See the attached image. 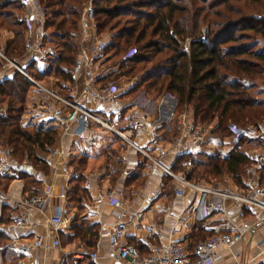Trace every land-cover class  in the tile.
<instances>
[{
  "label": "trees",
  "instance_id": "trees-1",
  "mask_svg": "<svg viewBox=\"0 0 264 264\" xmlns=\"http://www.w3.org/2000/svg\"><path fill=\"white\" fill-rule=\"evenodd\" d=\"M39 1L47 33L45 44L50 48L47 71L60 87L73 82L71 71L78 58L77 33L84 1ZM18 3L0 0V49L10 59H21L25 54L24 21L10 22L5 13L9 7L16 9ZM93 6L96 36H109L103 64L114 63L112 68H116L99 78V85L119 84L121 79L131 81L140 75L136 85L120 97L123 101L135 99L141 92L153 102L185 92L195 121L211 127L210 132L222 138L232 135L231 125L243 130L264 123V92L257 89L258 82L264 81V0H94ZM194 6L201 7L194 10ZM250 8L256 10L250 14ZM179 14H189V18L185 16L182 22ZM3 31L14 35L4 44ZM132 50H136L134 57L124 59ZM2 65L0 59V69ZM26 91L14 80H7L0 95V108L8 113L6 120L0 116V142L11 148L13 162L28 164L24 179L38 170L49 171L44 158L58 136L52 128L21 124L27 108ZM178 136L176 133L175 138ZM246 142L237 141L226 158L211 156L202 161L184 154L182 161L191 166L180 171L196 182L213 183L229 175L242 186L250 162L238 146ZM77 161V170L86 171L88 158L76 159L73 164ZM85 180L82 175L71 180L74 193H80ZM74 193L78 203L80 195ZM72 227L82 243L93 247L95 226L76 218ZM6 242L0 232V258L6 253Z\"/></svg>",
  "mask_w": 264,
  "mask_h": 264
},
{
  "label": "built area",
  "instance_id": "built-area-1",
  "mask_svg": "<svg viewBox=\"0 0 264 264\" xmlns=\"http://www.w3.org/2000/svg\"><path fill=\"white\" fill-rule=\"evenodd\" d=\"M93 1L89 0L83 5L80 15L78 35L82 41L77 44L78 58L71 71L73 82L62 83L58 91L47 85L45 80L58 83L47 71L50 49L45 44L47 33L41 3L39 0H19L25 10V54L21 59H10L0 50L2 68L6 74L22 77L28 86L41 95V98L35 99L28 107L27 113L21 118V124L25 126L29 123L26 118L32 114L36 117L32 122L33 126L55 129L60 135L61 146L67 145L66 148H53L46 158V163L54 170L55 179L63 177L70 180L75 175L70 167L62 163L63 155L66 158L67 155L88 154L104 138L109 137L139 153L150 169L158 167L172 177L176 182V194L179 197L187 198L190 194L197 193V218L201 221L214 220L218 225L211 236L196 244L192 253L181 244L169 243L154 247L149 256L143 257L136 247L124 241L127 211L124 210V204L117 191L109 189L100 192L96 200L98 206L107 204L122 210L116 214V221L109 236V248L116 261L123 264H217L222 260L224 252L233 254L252 231L253 224L248 219L247 210H259L264 213V149L248 155L250 166L246 174L251 177L250 180H258L247 184L248 194L232 188H219L216 184L191 182L167 170L160 159L168 156L170 152H178L185 142L198 144L207 152L220 157L227 156L231 148L220 136L210 132L211 127L198 124L188 109L181 110L177 115L173 113L180 125V136L167 148L160 132L161 123L151 114L152 101L143 93L130 101L120 98L129 88L136 85V80L126 86L124 84V87L113 82L103 86L98 84V79L109 73L103 74L107 70L103 73L99 71L107 59L105 51L108 41L96 36ZM135 54L136 50H132L124 59L132 58ZM0 116L4 120L8 118L4 107L0 108ZM230 127L232 132L237 131V141H264V123L259 127L251 126V129L249 127L243 130L234 125ZM139 136L146 138V144L142 145L136 141ZM27 165L25 162H13L11 148H0V180H21ZM126 175L130 177L129 174ZM86 187H91L90 181ZM69 190L68 186H63L55 196L54 181L46 183L38 195L13 191L6 196L5 204L12 211L13 224L34 230L41 223L33 218L37 215L46 222V227L53 236L51 242H46L44 237L29 242H16L24 256L29 257L39 250L52 247L61 254L60 264H69V257L66 254L62 256L60 234L70 226L72 218L67 216L64 205H57L50 211L52 200L56 198L66 201ZM230 205L239 208L237 219L231 214ZM1 218L0 214V220ZM181 219L186 221L184 217ZM99 258L95 252L77 251L72 254L73 264H79L86 259L97 262Z\"/></svg>",
  "mask_w": 264,
  "mask_h": 264
},
{
  "label": "crops",
  "instance_id": "crops-1",
  "mask_svg": "<svg viewBox=\"0 0 264 264\" xmlns=\"http://www.w3.org/2000/svg\"><path fill=\"white\" fill-rule=\"evenodd\" d=\"M16 10L21 11L23 15L25 13L20 3H18ZM13 37V33L5 32L2 35V43H6L7 40ZM80 41L82 39L77 33V44ZM1 51L4 52L3 50ZM109 69L107 72H104L105 69L103 67L99 71L107 74ZM32 74L36 76L35 73ZM7 80H14L18 86L27 89V108L24 112L26 114L28 107L35 99L41 98V95L28 86V83L22 77L17 74H6L3 68L0 69V95L3 94V84ZM45 80L47 85L55 90L62 87V85L59 87L55 81ZM258 86L264 89V81H259ZM182 108L188 109L193 115L192 109L186 105V102H180L179 99L171 95L165 96L161 103L152 101L151 114L154 119H157L161 123L160 132L167 148H170V145L177 140L175 138L176 133L180 136V125L176 115L179 113V109ZM173 113L176 115L173 116ZM59 138L60 135L58 134L55 144L50 151L56 147L66 148V144L61 146ZM220 138L228 143V137L222 138L220 136ZM136 141L142 145L146 144V138L143 136L137 137ZM236 143L237 141L234 144L228 143L231 151L237 145ZM251 143H255V145L251 146ZM2 147L4 146L0 144V148ZM238 148L240 152H243L248 157L251 153L261 152L264 149V141H248L244 145L240 144ZM92 151L83 155H67L66 158L63 155L62 163L70 167L75 174L70 180L63 177L55 179L54 170L47 163L49 171L45 176L34 172L28 179L22 177L21 180H0V214L2 217L0 220V232L7 240L4 248L6 253L0 258V262L8 264L12 261H17V264H60L61 254L56 252L52 247L39 250L29 257L24 256L20 252L16 242H29L39 237H44L46 242H51L53 236H51L50 230L46 227V222L42 221L37 215H34L33 218L38 219L41 223L34 230L13 224L11 220L12 211L5 204L6 196L13 191H20L25 195H38L42 192L46 183H53L54 181L55 196L63 186H68L70 190L66 201L56 198L52 200L50 211L57 205H64L67 216L72 218L71 222L79 218L89 222L98 229L93 247L85 245V243H82L75 236L71 222L70 226L61 232L62 256L64 257L66 254L69 257V264H73L72 254L77 251L95 252L99 255L100 258L97 262L86 259L84 260L86 262L84 264H123L112 257L109 248V236L116 221V214L122 212V210L107 204L101 206L96 204L98 194L109 189L117 191L119 198L124 204L123 208L127 211V230L124 241L128 245L136 247L143 257L149 256L154 247L169 243L181 244L188 252L192 253L200 240L211 236L215 232V228L218 225L214 220L201 221L197 218L196 205L198 194L192 193L187 198L179 197L176 194L177 186L175 180L158 167L150 169L147 161L132 148L106 137ZM231 151H229V154ZM184 154L192 156L195 159L198 157L207 159L211 156H218L207 152L198 144L185 142L178 152L174 154L170 152L168 156L162 157L160 161L173 174L188 179L180 171L184 167L186 170H189L191 166V163L188 161H182ZM229 154L221 158H226ZM47 156L44 158L45 162ZM83 157L88 158V162H97L98 167L96 169H86L82 173L79 172L73 165V161ZM177 167L178 170H176ZM246 170L242 186L237 185L229 175H226L221 180H214L213 183L207 181L197 183L204 185L216 184L219 188H232L248 194L249 189L247 188V184L255 183L258 180L256 178L250 180L251 177L247 176ZM126 174H129L130 177ZM81 175L86 179L84 186L81 188L80 193H74L75 186L71 180ZM89 181L91 182V187L87 188L86 184ZM73 193L74 195L78 194L76 196L80 195L78 203L74 201ZM229 207L231 214L237 219L239 208L234 205H230ZM247 216L250 223L253 224L249 236L238 246L233 254L232 252H224L222 260L217 264H264V213L259 210H247ZM182 217L186 221H182ZM68 240L70 243H67ZM65 241L66 243H64Z\"/></svg>",
  "mask_w": 264,
  "mask_h": 264
},
{
  "label": "rangeland",
  "instance_id": "rangeland-1",
  "mask_svg": "<svg viewBox=\"0 0 264 264\" xmlns=\"http://www.w3.org/2000/svg\"><path fill=\"white\" fill-rule=\"evenodd\" d=\"M84 1V3H83V5L85 4H87L88 2H89V0H83ZM186 3H187V1H186ZM189 3V2H188ZM182 6H185L184 4L182 5ZM236 6H238V7H241L242 5H236ZM199 7H201V6H194V10H197ZM222 10H224V9H222ZM250 10V14L251 13H253L256 9L255 8H250L249 9ZM81 11H82V9H81ZM194 12V11H193ZM5 13L9 16L8 17V20L10 21V22H15V20H21V18H22V15H23V13L21 12V11H17L16 9H14V8H9V9H7V10H5ZM193 15H196V14H193ZM185 16H187L188 18H189V14L188 15H186V14H179V18H181V21L183 22L184 21V18H185ZM199 16V14L196 16V17H198ZM132 18V16H130V17H126L125 19H131ZM185 23V22H184ZM5 32L6 31H3V32H1V34L3 35V34H5ZM104 38H106L107 40L109 39V36L108 35H104ZM185 51H187V50H189V43L188 42H186V44H185V49H184ZM113 64L114 63H112V65L110 66V65H104V69L105 70H108V68H110L109 69V73H113L115 70H116V68H112V66H113ZM140 75H138V76H136L135 78H133V79H131V81H134V80H136L137 82H138V80H139V77ZM123 79H121L120 81H119V84H121V86L122 87H124V84H125V86L126 85H128L131 81H122ZM257 89L258 90H261L262 92H264V89L263 88H261L260 86H258L257 87ZM58 91H60V89H57ZM141 93H143V94H145V96L147 97V95H146V93L145 92H141ZM140 95V94H139ZM138 95V96H139ZM165 96H167V95H165ZM165 96H163V98H161V99H156L155 100V102L156 103H161L163 100H164V97ZM172 96V95H171ZM173 97H175V98H177V99H179V101L180 102H185V99H186V95H185V92H182V93H180V94H178V95H175V96H173ZM184 98V99H183ZM180 111L181 110H183V108L182 109H179ZM179 111V112H180ZM36 119V117L35 116H33L32 114H29V115H27V118H26V120L29 122V123H27L25 126H28V125H32V122L34 121ZM250 127V128H249ZM249 127H247V128H249V129H251V126H249ZM238 139H237V131H233V133H232V135H230V136H228V138H227V141H228V143L230 142L231 144H234L236 141H237ZM248 142V141H247ZM251 142H253V141H251ZM0 144L2 145V143L0 142ZM244 145V144H243ZM251 146H253V145H255V143H251L250 144ZM3 146V145H2ZM4 147H6V146H4ZM92 152H94V151H92ZM197 160H203V161H205L206 159H204V158H196ZM75 164V165H74ZM74 166L76 167H79L78 166V161L77 162H74ZM98 163L97 162H88L87 164H86V166H84L87 170L88 169H96L97 167H98V165H97ZM35 172H38L39 174H41L42 176H45V175H47L48 174V172H46L45 173V170L44 169H42V170H38V171H35ZM221 180V179H220ZM172 186V185H171ZM73 222L74 221H72L71 222V224L73 225ZM71 225V226H72ZM80 231V230H79ZM85 231V230H84ZM80 233V235L82 234V232H79ZM64 243H66V241L64 242ZM67 243H70V241L68 240L67 241ZM0 264H8V263H2V262H0ZM9 264H17V261H12V262H10Z\"/></svg>",
  "mask_w": 264,
  "mask_h": 264
}]
</instances>
